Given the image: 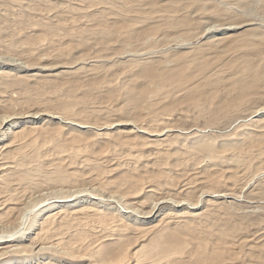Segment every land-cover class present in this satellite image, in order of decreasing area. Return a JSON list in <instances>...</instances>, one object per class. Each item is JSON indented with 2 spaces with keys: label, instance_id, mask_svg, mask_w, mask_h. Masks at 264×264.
Instances as JSON below:
<instances>
[{
  "label": "bare ground",
  "instance_id": "1",
  "mask_svg": "<svg viewBox=\"0 0 264 264\" xmlns=\"http://www.w3.org/2000/svg\"><path fill=\"white\" fill-rule=\"evenodd\" d=\"M198 3L0 0V264H233L255 243L215 215L264 189V24L194 21ZM225 75L234 131L170 123ZM68 82L82 97L47 106Z\"/></svg>",
  "mask_w": 264,
  "mask_h": 264
},
{
  "label": "rangeland",
  "instance_id": "2",
  "mask_svg": "<svg viewBox=\"0 0 264 264\" xmlns=\"http://www.w3.org/2000/svg\"><path fill=\"white\" fill-rule=\"evenodd\" d=\"M205 2L204 4H203V7L205 8V9H202L201 7H200V5H196L195 7L196 8H191L190 9V14L188 13V15H190L191 16V19H196V17H197V14L200 12V14L202 15V16H205V19L207 20V21H212V19H214L213 20V22H227L229 19L230 20H232V19H239V18H242L243 16H249V17H254V16H256V18H259V20L264 24V0H196V3H198V2ZM224 2V3H223ZM199 4V3H198ZM249 4V5H248ZM242 5H244V6H242ZM196 9V10H195ZM233 9V10H232ZM238 9V11H236ZM212 11H217L216 13H213ZM234 11V12H233ZM198 12V13H197ZM204 12V13H203ZM209 12H211V13H209ZM247 12V13H246ZM254 13V14H253ZM194 14V15H193ZM212 14V15H211ZM239 14H242L243 16H239ZM247 14V15H246ZM253 14V15H252ZM257 14V15H256ZM193 15V16H192ZM209 17H208V16ZM258 16V17H257ZM194 17V18H193ZM261 17V18H260ZM220 19V21L219 20H217V19ZM246 18H248V17H246ZM79 20H81L79 17L75 20V22L77 23V21H78V24H79ZM83 20V19H82ZM81 20V21H82ZM80 21V23H82ZM194 21H196V20H194ZM110 26V25H109ZM144 25H143V23H142V26L140 25L139 27L141 28V27H143ZM83 27H85V26H82V27H79L78 28V30H81V28L83 29ZM117 32H119V31H115V32H111V35H113V36H111V39L108 41V43L110 42V43H112V44H117L118 42H119V39H120V42L117 44L118 45V48L120 47L121 48V41H123V34H121L120 36L121 37H119V35H117L118 33ZM121 33H123V31H120ZM119 32V33H120ZM172 30H169V32H167L168 34H166V35H168V36H171V34L172 35H174V34H177V32L175 33V32H172ZM113 33V34H112ZM115 33V34H114ZM171 33V34H170ZM158 35H156V37L159 39V37H161L162 35H161V33L159 32V33H157ZM170 34V35H169ZM136 35H138V37H136L137 39H139V37H141V36H143L141 33H140V35L139 34H135V36ZM135 36H134V38H135ZM114 37V38H113ZM117 37V38H116ZM133 38V39H134ZM136 38L133 40V43L135 42V43H137V42H140V41H142V37L139 39V40H136ZM122 39V40H121ZM167 39V38H166ZM160 40V39H159ZM115 41H116V43H115ZM164 41H165V39L164 40H160V41H158V42H155V44L154 45H156V46H154V48L155 49H159V48H164ZM103 43H100V41L99 42H97V46H99L98 48H101V47H104L103 45H102ZM159 44V45H158ZM162 44V45H161ZM92 45H94V43L92 44ZM116 45V46H117ZM93 48V47H92ZM88 49H91V48H88ZM117 52H119V50L117 51ZM237 52V51H236ZM244 52H246V53H244ZM243 52V54H242V56H245V57H247V55L248 56H250L251 55V53H249L248 54V52L247 51H244ZM231 54V53H230ZM229 54V55H230ZM239 55L238 56H240L241 55V52H239L238 53ZM153 55V54H152ZM251 56H254V59L257 61V60H259L260 58H262V56H264V50L263 51H261L260 52V55H259V58H258V56L257 57H255V55H251ZM121 65L119 64V65H117V67L115 68V69H117L119 72H117L116 74L117 75H119L118 77L119 78H123V79H126L125 78V76L124 75H126V73H127V69H125L124 71H121L122 70V66L120 67ZM125 66V65H124ZM120 67V68H119ZM126 68V67H125ZM232 72V71H231ZM226 74V73H225ZM228 76V75H227ZM226 75L225 76H221L220 78H218L219 79V81H220V83H218V84H207L208 85V88L209 89H211V88H213L214 86L216 87V89L218 90L217 92L219 93V94H217V95H219V96H221L222 94H223V86H224V79H226V77H227ZM223 77H225V78H223ZM95 80V82H96V80L97 79H94ZM92 82L93 81H91V83H88L87 84V86H85V87H87V88H89V87H91L92 85H94V83L92 84ZM72 83H74V82H72ZM91 84V85H90ZM95 84H97V83H95ZM72 84H71V82H68V84L67 83H65V84H63L62 86H60V87H55L54 86V88H52V87H48L50 90H52V89H54V91H56L55 93H53L52 91H50L49 93H48V90L49 89H46V90H44L45 92L42 94L43 96V98L46 100V102H48V99H49V102H50V104H47V106H51V105H57L61 100L62 101H64V100H66V99H68V96H69V99H72V98H77V97H79V98H81L82 97V95H80V96H76L75 94H77V93H79V91L78 90H76V88L78 87V85L76 84V83H74V85L73 86H71ZM75 85L77 86V87H75ZM119 85V84H118ZM206 85V86H207ZM67 86H69V89H68V87ZM89 86V87H88ZM64 87V88H63ZM71 87V88H70ZM83 87V86H82ZM61 88H63V89H61ZM72 88H75V89H72ZM64 90V91H63ZM67 90H70V93H69V91H67ZM72 90H74V93H73V91ZM220 90H222L221 92H219ZM91 91V90H90ZM48 93V95H47V93ZM67 92V93H66ZM54 95H53V94ZM56 93H57V96H56ZM59 93V94H58ZM50 94V95H49ZM62 94V95H61ZM61 95V96H60ZM77 95H79V94H77ZM49 96V97H48ZM53 96V97H52ZM67 96V97H66ZM46 97V98H45ZM65 97V98H64ZM207 97V96H206ZM222 98H220L218 101H216V102H214L213 100H212V98H210V99H208V97L207 98H204V97H202L201 98V96H199V97H197V99L199 98V101H198V103L197 104H189L190 106H188V105H184L183 103V109H185L184 111L182 110V113H178V111L174 114H171V117H173L171 120H172V122H171V120H170V123H176V125H180V126H176L177 128H183L184 126V128L183 129H187L188 127V129H193V128H197V127H199V129L201 128V129H204L205 131H208V132H210V133H212V134H214L215 136H216V134H217V136L216 137H220V136H223L224 134H228V133H230L232 130H233V128H234V126H235V124H234V121L236 120V122L238 121L237 119H241V118H239V115L238 114H234L233 112H231L230 113V111L228 112V113H225V114H222L221 112H223L222 111V108H227L226 107V104H224L225 102H224V98L225 97H223V95L221 96ZM55 99V101H54V99ZM75 98V99H76ZM50 99H51V101H50ZM74 99V100H75ZM78 99V98H77ZM205 99H207V100H205ZM100 100H104V101H106V102H104L103 104H105V103H109V102H111V101H109V99H106V98H100ZM99 100V101H100ZM209 100V101H208ZM210 100H212L211 102H213V103H211L210 102ZM221 101H222V104L223 105H221ZM45 102V103H46ZM51 102H53V103H51ZM58 102V103H57ZM103 102V101H102ZM182 102H183V100H182ZM199 102H201V104L199 103ZM217 103H219V104H217ZM215 104L216 105H218V106H216V108L215 107H213V106H215ZM194 105V106H193ZM199 105H201V109L199 108L200 106ZM197 106V107H196ZM199 106V107H198ZM204 106V107H203ZM188 107V108H187ZM192 107V108H191ZM195 107H196V109H195ZM206 107V108H205ZM208 107V108H207ZM221 107V108H220ZM191 108V109H190ZM199 108V109H198ZM203 108H204V110H203ZM189 109V110H188ZM197 109H198V111H197ZM205 109H207V110H205ZM218 109V110H217ZM220 109V110H219ZM228 109V108H227ZM191 110V111H190ZM193 110V111H192ZM200 110V111H199ZM217 110V111H216ZM213 111V112H212ZM216 111V112H215ZM220 111V112H219ZM180 112V111H179ZM211 112V113H210ZM221 113V114H219V113ZM214 113H217V114H214ZM183 116H182V115ZM214 114V115H213ZM219 114V115H218ZM226 114H229V115H226ZM230 114H232L231 115V117H230ZM235 115V117H234V115ZM177 116V117H175V116ZM225 117V115H226V118H224L223 116ZM185 116H186V118H185ZM213 116H216L215 117V119H214V117ZM218 116H220V117H222L221 118V120H220V123H219V117ZM210 117H213V118H210ZM227 117H230V119L229 118H227ZM178 118V119H177ZM224 118V119H223ZM235 120H234V119ZM212 119V121H209V124H208V120H211ZM218 119V120H217ZM228 119V120H227ZM234 121H233V120ZM206 120V121H205ZM215 120V121H214ZM218 122H217V121ZM224 120H227V121H224ZM225 123H224V122ZM230 121V122H229ZM205 122V123H204ZM212 122V123H211ZM180 123V124H179ZM217 123V124H216ZM226 123H227V125H226ZM222 124V125H221ZM229 124V125H228ZM233 124V125H232ZM190 125V126H189ZM197 127H196V126ZM205 125V126H204ZM208 125V126H207ZM213 125V126H212ZM215 125H216V127H215ZM224 125V126H223ZM202 126V127H201ZM206 126H207V128H206ZM210 126V127H209ZM223 126V127H222ZM206 129H205V128ZM215 127V128H214ZM221 127V128H220ZM227 127L229 128V130L227 129ZM231 127V128H230ZM210 128H212V129H210ZM227 130V131H226ZM234 131V130H233ZM220 133V134H219ZM205 162H206V160L205 161H203L202 162V165L203 164H205ZM207 163V162H206ZM250 185H252V186H250ZM250 185H247V187L249 186L250 188H248V190L249 189H252V190H254L255 188L256 189H259L258 191L256 190V192H257V196L253 199V200H250L249 202H245V201H242V200H235V199H230V202H224V204L223 205H225V207H223V208H221L219 211H217V213L219 212V214H217V215H215V217H216V221L215 222H217L218 224H220V223H222V222H225V223H228V224H231L232 222H243L242 224H243V228H242V226H241V230H240V232H238L237 233V238H239V237H241L242 236V239H244L245 238V240H247V242L246 243H248V242H250V244H251V242H255L254 244L257 246H255V247H253L251 250V254L253 255H259V256H261L262 257V264H264V245L262 244H260L259 242H263V240H264V238L263 237H261V236H258V234H259V232H260V230H261V232H262V228L264 227V189H263V186H261L260 187V185H262V182L260 183V185H256V182L255 183H250ZM241 199H243L244 197H240ZM239 199V198H238ZM252 201H254V202H252ZM255 201H256V203H255ZM227 206V207H226ZM262 209V210H261ZM222 212V213H221ZM253 233H254V235H253ZM255 233H256V235H255ZM261 237V238H260ZM241 240V239H240ZM249 240V241H248ZM251 240V241H250ZM257 242V243H256ZM254 244H251V245H254ZM258 244H259V246H258ZM240 245H243L242 243L240 244ZM251 245H243L244 247L243 248H245V250L242 248V249H240V248H236L235 250H236V252H237V256H238V258L236 259V260H234V261H231V262H234L233 264H249L250 263V261L247 259V258H249V256L246 258V255H248V251H249V249H248V246H250L251 247ZM263 246V247H262ZM249 247V248H250ZM256 248V249H255ZM244 251H246V252H244ZM250 254V253H249ZM251 260H253V259H251ZM237 262V263H236ZM249 262V263H248Z\"/></svg>",
  "mask_w": 264,
  "mask_h": 264
}]
</instances>
